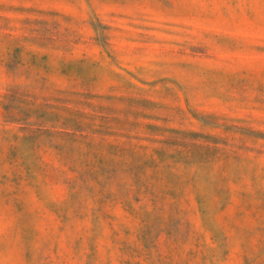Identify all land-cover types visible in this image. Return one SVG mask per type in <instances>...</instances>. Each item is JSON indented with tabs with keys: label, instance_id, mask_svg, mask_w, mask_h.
Segmentation results:
<instances>
[{
	"label": "rangeland",
	"instance_id": "obj_1",
	"mask_svg": "<svg viewBox=\"0 0 264 264\" xmlns=\"http://www.w3.org/2000/svg\"><path fill=\"white\" fill-rule=\"evenodd\" d=\"M0 264H264V0H0Z\"/></svg>",
	"mask_w": 264,
	"mask_h": 264
}]
</instances>
